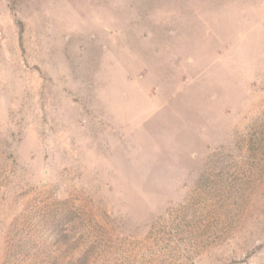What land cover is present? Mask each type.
Listing matches in <instances>:
<instances>
[{"label": "rangeland", "instance_id": "1", "mask_svg": "<svg viewBox=\"0 0 264 264\" xmlns=\"http://www.w3.org/2000/svg\"><path fill=\"white\" fill-rule=\"evenodd\" d=\"M0 264H264V0H0Z\"/></svg>", "mask_w": 264, "mask_h": 264}, {"label": "trees", "instance_id": "2", "mask_svg": "<svg viewBox=\"0 0 264 264\" xmlns=\"http://www.w3.org/2000/svg\"><path fill=\"white\" fill-rule=\"evenodd\" d=\"M20 25V29H19V40L21 41V38H22V24H19Z\"/></svg>", "mask_w": 264, "mask_h": 264}]
</instances>
